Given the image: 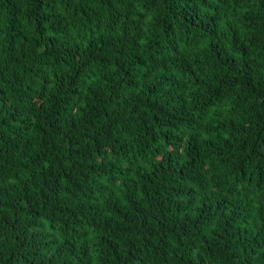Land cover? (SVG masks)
I'll return each instance as SVG.
<instances>
[{"label": "trees", "instance_id": "trees-1", "mask_svg": "<svg viewBox=\"0 0 264 264\" xmlns=\"http://www.w3.org/2000/svg\"><path fill=\"white\" fill-rule=\"evenodd\" d=\"M0 264H264V0H0Z\"/></svg>", "mask_w": 264, "mask_h": 264}]
</instances>
